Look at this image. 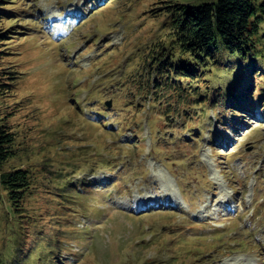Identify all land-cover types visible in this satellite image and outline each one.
I'll list each match as a JSON object with an SVG mask.
<instances>
[{"label": "rangeland", "instance_id": "rangeland-1", "mask_svg": "<svg viewBox=\"0 0 264 264\" xmlns=\"http://www.w3.org/2000/svg\"><path fill=\"white\" fill-rule=\"evenodd\" d=\"M169 1H10L4 168L33 183L17 206L0 188V264L11 223L15 264H264V106L166 117L138 82Z\"/></svg>", "mask_w": 264, "mask_h": 264}, {"label": "trees", "instance_id": "trees-1", "mask_svg": "<svg viewBox=\"0 0 264 264\" xmlns=\"http://www.w3.org/2000/svg\"><path fill=\"white\" fill-rule=\"evenodd\" d=\"M10 1L0 0V25L15 13L9 8ZM169 2L164 21L167 33L146 51V69L138 74L139 84L143 88L146 85L150 95H154L161 113L170 117L166 113L174 112L175 105L180 104L186 106L183 111L189 118L199 114L198 106L206 112L209 105L220 106L219 113L227 107L236 114L263 116L260 110L255 113L249 109L251 105L256 109L264 106V80L260 81L264 79V0ZM9 35V30L0 27V54L5 53L3 44ZM6 79L0 81V94L11 85L9 81L13 78ZM168 92L174 96L166 99ZM228 119L224 118L223 123L229 125ZM16 142L17 132L0 124V188L13 206L19 205L33 183L28 170L4 168L17 156ZM9 213L13 218L19 217L13 209ZM22 222L17 219L14 224ZM8 227L4 239L16 234L17 262L22 231L12 223Z\"/></svg>", "mask_w": 264, "mask_h": 264}]
</instances>
